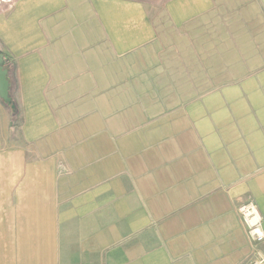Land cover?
Masks as SVG:
<instances>
[{
    "label": "crops",
    "instance_id": "crops-1",
    "mask_svg": "<svg viewBox=\"0 0 264 264\" xmlns=\"http://www.w3.org/2000/svg\"><path fill=\"white\" fill-rule=\"evenodd\" d=\"M0 46V264H249L264 0H11Z\"/></svg>",
    "mask_w": 264,
    "mask_h": 264
},
{
    "label": "built area",
    "instance_id": "built-area-1",
    "mask_svg": "<svg viewBox=\"0 0 264 264\" xmlns=\"http://www.w3.org/2000/svg\"><path fill=\"white\" fill-rule=\"evenodd\" d=\"M240 218L246 228V232L255 246V255L249 264H264V257L259 253L257 245L264 242V230L262 228L263 216L254 202H245L238 208ZM259 230V231H257Z\"/></svg>",
    "mask_w": 264,
    "mask_h": 264
},
{
    "label": "water",
    "instance_id": "water-1",
    "mask_svg": "<svg viewBox=\"0 0 264 264\" xmlns=\"http://www.w3.org/2000/svg\"><path fill=\"white\" fill-rule=\"evenodd\" d=\"M9 71L5 66V57L0 53V98L5 103H10L12 98L10 96V80Z\"/></svg>",
    "mask_w": 264,
    "mask_h": 264
},
{
    "label": "rangeland",
    "instance_id": "rangeland-1",
    "mask_svg": "<svg viewBox=\"0 0 264 264\" xmlns=\"http://www.w3.org/2000/svg\"><path fill=\"white\" fill-rule=\"evenodd\" d=\"M13 1V0H12ZM153 3H155L157 6H163L165 0H149ZM11 0H0V11L7 5H9ZM1 48V46H0Z\"/></svg>",
    "mask_w": 264,
    "mask_h": 264
},
{
    "label": "trees",
    "instance_id": "trees-1",
    "mask_svg": "<svg viewBox=\"0 0 264 264\" xmlns=\"http://www.w3.org/2000/svg\"><path fill=\"white\" fill-rule=\"evenodd\" d=\"M2 54V53H1ZM4 55V54H3ZM4 57H5V55H4ZM7 61H6V58H5V66L7 67ZM8 68V67H7ZM11 96V95H10ZM9 106H12V105H14L13 104V101L11 100V102L10 103H7Z\"/></svg>",
    "mask_w": 264,
    "mask_h": 264
},
{
    "label": "clouds",
    "instance_id": "clouds-1",
    "mask_svg": "<svg viewBox=\"0 0 264 264\" xmlns=\"http://www.w3.org/2000/svg\"><path fill=\"white\" fill-rule=\"evenodd\" d=\"M257 231H259V230H257ZM262 235H264V234H262Z\"/></svg>",
    "mask_w": 264,
    "mask_h": 264
}]
</instances>
